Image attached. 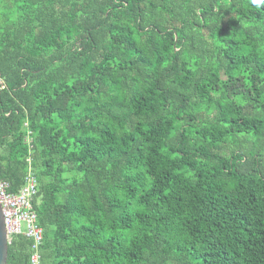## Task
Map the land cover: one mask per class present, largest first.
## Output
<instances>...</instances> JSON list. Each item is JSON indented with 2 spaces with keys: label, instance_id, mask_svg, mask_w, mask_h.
<instances>
[{
  "label": "trees",
  "instance_id": "16d2710c",
  "mask_svg": "<svg viewBox=\"0 0 264 264\" xmlns=\"http://www.w3.org/2000/svg\"><path fill=\"white\" fill-rule=\"evenodd\" d=\"M0 74L37 264H264V4L0 0Z\"/></svg>",
  "mask_w": 264,
  "mask_h": 264
},
{
  "label": "built area",
  "instance_id": "2783aa9c",
  "mask_svg": "<svg viewBox=\"0 0 264 264\" xmlns=\"http://www.w3.org/2000/svg\"><path fill=\"white\" fill-rule=\"evenodd\" d=\"M6 84L0 74V91ZM37 177L29 168L23 184L17 191L10 190V182L0 176V203L10 243L17 235H24L31 239L33 251L31 261L37 264L39 260V246L43 240V229L37 223V214L33 208V197L37 192Z\"/></svg>",
  "mask_w": 264,
  "mask_h": 264
},
{
  "label": "water",
  "instance_id": "95a60500",
  "mask_svg": "<svg viewBox=\"0 0 264 264\" xmlns=\"http://www.w3.org/2000/svg\"><path fill=\"white\" fill-rule=\"evenodd\" d=\"M8 245L9 242L7 239L3 211L0 203V264H7Z\"/></svg>",
  "mask_w": 264,
  "mask_h": 264
},
{
  "label": "clouds",
  "instance_id": "9594fccd",
  "mask_svg": "<svg viewBox=\"0 0 264 264\" xmlns=\"http://www.w3.org/2000/svg\"><path fill=\"white\" fill-rule=\"evenodd\" d=\"M251 3H252L253 5L264 4V0H251Z\"/></svg>",
  "mask_w": 264,
  "mask_h": 264
}]
</instances>
